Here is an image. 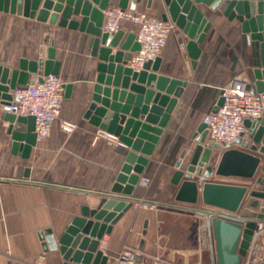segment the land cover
<instances>
[{"label":"water","instance_id":"1","mask_svg":"<svg viewBox=\"0 0 264 264\" xmlns=\"http://www.w3.org/2000/svg\"><path fill=\"white\" fill-rule=\"evenodd\" d=\"M112 0H0V12L24 14L42 23L79 31L88 35L87 47L96 59L95 84L91 103L84 116L94 126L116 136L125 155L111 193L104 195L98 206H81L80 214L56 235L52 228L39 233L45 252L59 251L63 264H106L107 256L100 249L101 240L113 232L114 225L130 211L137 201L135 192L145 167L182 98L188 83L161 73V57L148 62L137 71L129 63L140 50L136 35L125 41L124 31L108 34L103 31L104 11ZM167 7V15L189 39L187 49L194 60L200 57L202 45L211 28L210 18L217 10L229 20H237L249 43H258L261 68L254 71L252 93L264 92V0H160ZM145 2L151 8L154 0H119L118 6L136 11ZM79 17L80 19H75ZM46 39V42H48ZM54 42L41 47L39 58L20 60L19 68L10 70L0 65V104L12 99V91L37 82L49 75H59L61 62L56 59ZM68 98L72 84L65 85ZM223 103L220 98L213 112ZM14 154L28 159L37 145L35 118L6 112ZM249 138L237 140V147L224 150L214 169L208 165L221 144L208 139L206 126L201 124L194 140L197 143L190 166L183 168L187 154L183 150L172 183L178 186L176 201L189 205L203 204L225 211L208 220L211 235L212 264H241L256 228V218L264 216V120L246 122ZM241 147V148H239ZM208 165V166H207ZM215 170L217 176L255 180L253 185H229L207 182ZM194 173L196 175L194 176ZM203 174L204 179L199 175ZM24 177H29V169ZM245 208L242 210V206ZM259 211V212H258ZM241 212V213H240ZM208 215H213L207 212ZM145 223L144 236L147 235ZM146 239L140 241L145 249Z\"/></svg>","mask_w":264,"mask_h":264},{"label":"crops","instance_id":"2","mask_svg":"<svg viewBox=\"0 0 264 264\" xmlns=\"http://www.w3.org/2000/svg\"><path fill=\"white\" fill-rule=\"evenodd\" d=\"M118 3L119 0H112L110 7ZM136 12L170 18L160 0H154L151 8L145 2L139 4ZM214 16L210 18L211 28L204 43L199 45L202 51L196 64L187 49L189 39L176 25L160 55L161 73L184 80L188 85L154 155L149 157L135 196L158 202L161 209L176 215H197L200 209L218 210L202 201L195 206L176 201L179 187L172 183L174 172L179 169L176 163L186 149L182 166L186 170L190 166L197 144L194 137L203 117L216 108L222 89L238 75L247 77L252 87L254 71L261 68L258 43L248 42L241 24L229 20L219 10ZM137 29L136 24L123 21V41L130 34L136 35ZM89 38L79 31L42 23L24 14L0 12V65L18 69L20 60L38 59L40 48H48L54 42L56 59L61 62L59 76L65 85L72 84L50 137L37 140L28 159L13 153L9 123L4 121L0 104V264H33L41 256L45 258L44 264H63L59 251L43 250L39 233L52 228L60 235L80 214L82 205L98 206L102 197L111 193L125 162V155L119 150L125 147L99 136L103 130L84 118L91 103L97 62L87 47ZM64 122L77 127L67 133L62 128ZM222 153L223 150L215 151L208 165L215 169ZM26 169H29L27 178L23 176ZM199 177L204 179L203 174ZM144 178L150 180L148 185L143 183ZM205 181L253 185L250 180L217 176L215 170ZM158 211L134 208L128 211L107 235L109 252L116 254L125 245H138L135 232L143 230L148 222L145 249L167 257L158 232L166 220L159 218Z\"/></svg>","mask_w":264,"mask_h":264},{"label":"built area","instance_id":"3","mask_svg":"<svg viewBox=\"0 0 264 264\" xmlns=\"http://www.w3.org/2000/svg\"><path fill=\"white\" fill-rule=\"evenodd\" d=\"M105 19L103 31L115 34L122 28L123 21H129L138 26L136 41L140 44V50L136 52L129 65L140 71L148 62L160 57L164 47L168 43L170 34L175 29V24L163 18L137 13L130 8L123 9L119 6L109 7L104 11ZM65 83L59 75H49L42 83H35L12 91L13 99L1 105V110L17 116L35 118V133L38 140H46L50 137L53 123L61 116L64 105ZM220 98L223 103L218 106L217 112L207 113L202 120L206 126L209 140L222 145L223 151L237 147L239 138L248 139L249 128L246 121L264 120V92L252 93L250 82L244 75L236 76L221 91ZM76 125L64 122L62 128L67 133H72ZM99 136L107 138L111 143L119 144V139L106 131H99ZM148 185L150 180L143 179ZM158 202L137 199L134 209L158 210ZM245 208L243 204L242 210ZM211 212L213 215H208ZM240 212V213H241ZM259 212V211H258ZM197 217L204 223L201 224L200 241L202 248L211 247V235L208 220H212L218 213L228 214L218 209L216 211L197 210ZM205 226L204 231L202 228ZM139 240L143 239L144 229L135 232ZM204 233V235L202 234ZM205 240V241H204ZM108 237L101 240L100 249L107 256L106 264H183L160 253H150L138 245H125L116 254H111L108 248ZM44 256L39 257L37 264H43ZM200 264V263H197ZM241 264H264V216L256 218V228L249 248L242 257Z\"/></svg>","mask_w":264,"mask_h":264},{"label":"rangeland","instance_id":"4","mask_svg":"<svg viewBox=\"0 0 264 264\" xmlns=\"http://www.w3.org/2000/svg\"><path fill=\"white\" fill-rule=\"evenodd\" d=\"M250 181L253 183L255 180ZM158 210L159 218L166 220L164 226L158 227L160 239H162L160 245L165 247V255L175 261H181L183 264H212L211 247H201L200 227L204 222L199 219L200 217L198 218L196 213H185V215L180 213L181 215H176L160 207ZM155 214L153 212V216ZM204 229L205 226L202 228V231ZM138 231H141V229ZM202 234L204 235V233ZM143 238L147 240L148 235L143 236ZM140 241L138 244H140ZM109 242L108 238V248H110ZM37 262L38 259L33 264H37Z\"/></svg>","mask_w":264,"mask_h":264}]
</instances>
